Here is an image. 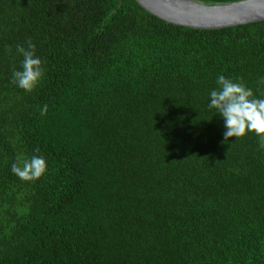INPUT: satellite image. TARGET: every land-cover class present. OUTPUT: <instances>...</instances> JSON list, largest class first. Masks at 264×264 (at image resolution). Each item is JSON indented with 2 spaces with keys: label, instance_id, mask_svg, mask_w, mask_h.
I'll return each mask as SVG.
<instances>
[{
  "label": "trees",
  "instance_id": "1",
  "mask_svg": "<svg viewBox=\"0 0 264 264\" xmlns=\"http://www.w3.org/2000/svg\"><path fill=\"white\" fill-rule=\"evenodd\" d=\"M29 39L31 92L12 83ZM219 75L264 93V21L196 30L135 0H0V264H264V150L250 132L225 142ZM19 155L46 173L20 180Z\"/></svg>",
  "mask_w": 264,
  "mask_h": 264
},
{
  "label": "clouds",
  "instance_id": "2",
  "mask_svg": "<svg viewBox=\"0 0 264 264\" xmlns=\"http://www.w3.org/2000/svg\"><path fill=\"white\" fill-rule=\"evenodd\" d=\"M26 43V47L22 44L16 46V53L22 57V61L20 69L12 71V83L31 92L42 80L44 69L36 55L34 43L31 39ZM7 51L11 52V47ZM257 83L264 86V77ZM216 84L217 87L210 92L208 109L215 110L222 117L226 129L225 142L230 138L244 137L250 132L258 137L259 149L264 150V93L258 98L242 78L237 82L219 75ZM39 110L41 116H46L48 106L45 104ZM46 171L47 162L42 155L31 158L19 155L11 165V172L22 181H36Z\"/></svg>",
  "mask_w": 264,
  "mask_h": 264
},
{
  "label": "water",
  "instance_id": "3",
  "mask_svg": "<svg viewBox=\"0 0 264 264\" xmlns=\"http://www.w3.org/2000/svg\"><path fill=\"white\" fill-rule=\"evenodd\" d=\"M149 14L170 24L219 30L264 21V0L208 5L196 0H135Z\"/></svg>",
  "mask_w": 264,
  "mask_h": 264
}]
</instances>
